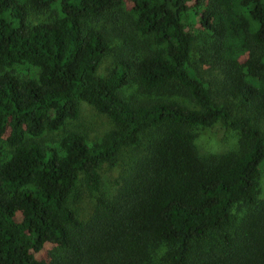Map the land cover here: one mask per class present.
Returning <instances> with one entry per match:
<instances>
[{"label": "trees", "instance_id": "trees-1", "mask_svg": "<svg viewBox=\"0 0 264 264\" xmlns=\"http://www.w3.org/2000/svg\"><path fill=\"white\" fill-rule=\"evenodd\" d=\"M127 30L139 55L102 76L110 32ZM197 38L208 45L194 61ZM196 63L218 70L242 113L213 100ZM130 82L141 97L125 96ZM80 102L112 126L95 139L64 130ZM256 119L264 0H0V264H264ZM217 121L238 148L201 156L194 130ZM143 139L81 217L78 181L94 194L102 165Z\"/></svg>", "mask_w": 264, "mask_h": 264}, {"label": "rangeland", "instance_id": "rangeland-1", "mask_svg": "<svg viewBox=\"0 0 264 264\" xmlns=\"http://www.w3.org/2000/svg\"><path fill=\"white\" fill-rule=\"evenodd\" d=\"M126 4L127 3L125 2V6ZM121 13H123V10ZM124 24L125 23L122 22L119 25L123 31ZM100 25H104L105 27L109 26L104 18L95 23L96 27H99ZM123 31L118 33L110 32V49L102 58L97 68L98 73L102 76H105L109 72V69L112 67L114 61L117 58H134L139 55L138 45L133 43V33L129 30H127L125 33H123ZM207 45V39L197 38L194 40V50L192 54L194 61H196L200 51H203L205 48L207 49ZM196 66L201 77L209 84L213 100L226 107L232 116L242 113L241 104L222 89L221 75L218 70L216 68L200 65L198 63H196ZM123 92L125 96L128 97H141L133 82H130ZM179 100L188 106H193L184 97H179ZM78 109L79 111L77 117L75 120L64 125V130L73 128L83 132L89 138L95 139L112 126L109 118L103 114L94 112L86 103L80 102ZM255 123L264 133L263 122L256 119ZM61 133L62 131H57L54 134H47L46 136L54 137ZM238 138V133L235 129L231 127H225L219 121H217L210 127L196 128L194 130L193 144L199 155L208 156L225 151H236L238 148ZM145 141L146 139H143L138 148L130 147L123 149L120 153L118 163L115 166L108 164L102 165V167L99 169V189L94 194L88 192L81 180L78 181L77 190L71 197V206L76 209L81 217L86 218L89 215L91 207H93L96 202V197L109 196L110 192L113 190V186H115L116 182L120 180L119 177L123 173V168L127 167L133 157L138 153L137 151L142 149V147L145 145ZM257 185L258 191L256 197L257 199H262L264 197V163L261 165L258 171ZM37 256L45 259V261H48L47 256H44V251L39 252Z\"/></svg>", "mask_w": 264, "mask_h": 264}]
</instances>
